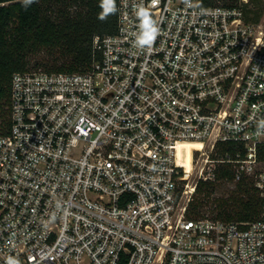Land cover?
I'll use <instances>...</instances> for the list:
<instances>
[{
	"label": "built area",
	"instance_id": "built-area-1",
	"mask_svg": "<svg viewBox=\"0 0 264 264\" xmlns=\"http://www.w3.org/2000/svg\"><path fill=\"white\" fill-rule=\"evenodd\" d=\"M141 2L160 28L150 50L134 46ZM117 9L84 70L11 77L0 264H264V0ZM229 142L236 152L218 157ZM181 143L200 145L190 171ZM219 167L252 181L259 218L186 217Z\"/></svg>",
	"mask_w": 264,
	"mask_h": 264
},
{
	"label": "trees",
	"instance_id": "trees-1",
	"mask_svg": "<svg viewBox=\"0 0 264 264\" xmlns=\"http://www.w3.org/2000/svg\"><path fill=\"white\" fill-rule=\"evenodd\" d=\"M208 4L234 5L238 0H206ZM100 0H38L25 10L20 0H0V133L9 126L10 83L15 72L29 69L30 59L43 52L49 61L37 62L47 71H81L93 58L95 36L112 34L117 28V12L105 21L98 19ZM118 0H116V4ZM260 9L261 0H250ZM237 145H218V157L234 154ZM230 171L219 167L216 180H230ZM197 182L186 209L187 218L210 216L228 221H250L262 213V200L252 181L236 183V191L210 200L220 184ZM211 208L209 210V208Z\"/></svg>",
	"mask_w": 264,
	"mask_h": 264
},
{
	"label": "clouds",
	"instance_id": "clouds-1",
	"mask_svg": "<svg viewBox=\"0 0 264 264\" xmlns=\"http://www.w3.org/2000/svg\"><path fill=\"white\" fill-rule=\"evenodd\" d=\"M20 2L22 7L27 10L29 6L38 2V0H20ZM152 3L155 5L157 0H152ZM184 3L186 6H192V0H184ZM99 7L101 11L98 13V19L101 21L115 15L118 10L116 0H100ZM133 10L138 21V30L133 33L134 46L139 50H150L160 35L158 21L154 19L151 10L143 2L134 4ZM257 129L258 133L264 132V119L258 121ZM6 264H21V262L17 257L9 255L6 258Z\"/></svg>",
	"mask_w": 264,
	"mask_h": 264
},
{
	"label": "rangeland",
	"instance_id": "rangeland-1",
	"mask_svg": "<svg viewBox=\"0 0 264 264\" xmlns=\"http://www.w3.org/2000/svg\"><path fill=\"white\" fill-rule=\"evenodd\" d=\"M49 61V57H47L43 52L40 54L32 57L29 62V69H43L42 65L37 66V62H46ZM192 158V155H190ZM190 169H192V164L190 161ZM196 174H192L190 181L194 182ZM216 184H220L216 187V190L212 193L210 200L213 201L214 199L221 197V196H228L232 195L236 191V183L233 180H225L224 182H218ZM186 197H183L185 200ZM209 208V207H208ZM211 208H209L210 210ZM211 211V210H210Z\"/></svg>",
	"mask_w": 264,
	"mask_h": 264
},
{
	"label": "bare ground",
	"instance_id": "bare-ground-1",
	"mask_svg": "<svg viewBox=\"0 0 264 264\" xmlns=\"http://www.w3.org/2000/svg\"><path fill=\"white\" fill-rule=\"evenodd\" d=\"M198 143H181L178 147V155L179 158H182V162L184 163V166L186 168V171H190V161H192V158L190 155H192V149H198L199 148Z\"/></svg>",
	"mask_w": 264,
	"mask_h": 264
}]
</instances>
